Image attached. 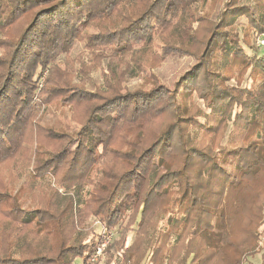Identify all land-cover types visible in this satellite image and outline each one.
<instances>
[{
	"label": "trees",
	"instance_id": "trees-1",
	"mask_svg": "<svg viewBox=\"0 0 264 264\" xmlns=\"http://www.w3.org/2000/svg\"><path fill=\"white\" fill-rule=\"evenodd\" d=\"M207 1L0 0V264H248L261 251L264 264V49L234 28L263 35L264 0H225L214 23ZM122 2L131 24L79 30ZM155 32L162 55L197 60L172 90L151 72ZM77 41L90 64L59 69ZM102 64L141 85L101 96ZM51 106L78 128L45 124Z\"/></svg>",
	"mask_w": 264,
	"mask_h": 264
},
{
	"label": "rangeland",
	"instance_id": "rangeland-1",
	"mask_svg": "<svg viewBox=\"0 0 264 264\" xmlns=\"http://www.w3.org/2000/svg\"><path fill=\"white\" fill-rule=\"evenodd\" d=\"M220 1V2H219ZM209 0L205 4L206 6L201 11V17H203L204 20H207L210 23H214L217 19V16L220 13L221 10V4L225 0ZM254 0H241V3L243 4H251ZM131 10H133L132 5L130 3H120L117 6V13L116 15H112L109 20H106L104 22H100L98 24L94 25H88L85 28L80 27L79 30H84L83 33L85 35H96L99 36V30H112L118 26L122 25H129L131 24ZM176 19V18H174ZM175 21V20H174ZM173 21V23H175ZM246 26V20L244 18L239 19L237 23L235 24L234 28L236 31H247L252 40V44L256 48H262L264 49V45L261 44L262 41H264V34L258 35L255 34L253 30H247L243 27ZM243 32V33H244ZM140 45L139 47H141ZM153 49L155 53H158L159 55H162L163 50V43L159 39L158 35L155 32L154 40H153ZM164 58V63L161 65V67L152 70L151 72L156 76L158 79V82L160 86H163L165 88H168L169 90H172L174 87V84L178 82L179 79L183 78L191 69L192 67L197 63V60L192 56H168V55H162ZM90 53L88 50L85 49L83 42L77 41L74 43V46L68 55V58L65 59L64 56L60 57V59L57 62V66L59 69H65L66 66L72 67L74 70H80L84 65L90 64ZM147 74H149V70L146 69ZM90 78L92 83H94L96 86H98L100 95L101 96H108L114 91H118L119 93H124L126 89H134L137 86L141 85L142 80L141 78H133L128 80L125 84L116 81L118 78V75H116L115 79L113 78L111 72L108 68L105 67V65H101L98 67L95 71H93L90 74ZM46 76V73L43 75V78ZM230 84L236 85L235 81L229 82ZM91 84V83H90ZM249 82H247L245 79L243 80L241 86L248 85ZM41 87V86H40ZM196 104L199 105V107H203V102L200 100L195 99ZM41 111L44 113V123L45 124H56L60 123L61 125H67L69 127L77 129L78 127L71 123L69 119L65 116V113L63 109L59 108L58 106H51L47 108H43ZM46 182L49 184L51 188L55 187V181L54 179L49 176L46 180ZM20 184L15 185L11 188L16 195V197L20 200L22 206L24 208H30L32 207V200L31 195L26 190L20 189ZM60 193H62L61 190H59ZM64 194V193H63ZM87 229L89 231L94 232H100L101 228L98 225V223L94 220H89L87 223ZM120 229L116 228L111 236L107 238V240L104 242V246L107 244L109 240H115L119 237ZM133 239V232H129L124 247L131 244V241ZM264 239V236H263ZM264 241V240H262ZM264 243V242H263ZM262 251L254 256L253 258L249 259L248 264H260V257H261ZM153 257H156L153 256ZM102 264V263H101ZM144 264H149V259L147 258L144 262Z\"/></svg>",
	"mask_w": 264,
	"mask_h": 264
},
{
	"label": "built area",
	"instance_id": "built-area-1",
	"mask_svg": "<svg viewBox=\"0 0 264 264\" xmlns=\"http://www.w3.org/2000/svg\"><path fill=\"white\" fill-rule=\"evenodd\" d=\"M261 44L264 45V41H262ZM102 250H103V247L98 249L97 255L95 256L94 260H96L97 256L102 252Z\"/></svg>",
	"mask_w": 264,
	"mask_h": 264
}]
</instances>
